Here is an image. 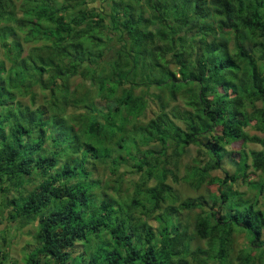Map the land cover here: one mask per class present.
Listing matches in <instances>:
<instances>
[{
	"label": "trees",
	"instance_id": "16d2710c",
	"mask_svg": "<svg viewBox=\"0 0 264 264\" xmlns=\"http://www.w3.org/2000/svg\"><path fill=\"white\" fill-rule=\"evenodd\" d=\"M260 63L264 0H0V197L16 193L0 205L21 227L37 222L23 264H231L235 234L261 240L264 182L247 174L264 173ZM36 87L47 104L35 106ZM150 99L158 107L145 120ZM235 141L262 149L240 152L233 175H211ZM190 143L210 157L190 182L223 183L193 224L206 248L191 249L188 224L174 217L200 200L178 209L166 183L168 156L176 167ZM96 163L112 175L135 168L145 188L132 204L108 195ZM229 180L247 182L253 199ZM250 247L238 264H264V249Z\"/></svg>",
	"mask_w": 264,
	"mask_h": 264
},
{
	"label": "rangeland",
	"instance_id": "374dc122",
	"mask_svg": "<svg viewBox=\"0 0 264 264\" xmlns=\"http://www.w3.org/2000/svg\"><path fill=\"white\" fill-rule=\"evenodd\" d=\"M116 41L112 40L111 43L114 44ZM27 48L31 46V44L25 45ZM264 68V63H260ZM81 82L80 77H74L71 80V89L74 86L78 85ZM37 93V97L35 99V106L41 104H47L46 99L41 95L39 88H35ZM138 93L139 90H136ZM26 104H30L28 100V96L20 98ZM150 113L147 114V120L153 115V112L157 110V102L150 99ZM149 104V105H150ZM71 110V109H70ZM52 115V114H50ZM71 117V116H70ZM70 122V118H67ZM247 131L251 135L263 136L259 131L254 129V125H251L247 128ZM49 142L46 144L48 147ZM226 149L229 151L228 156L224 159V163L222 165V169H216L211 172V175L217 176L220 179L224 178L225 173L228 172L229 175H233L236 169V161L239 158L240 152L250 153L252 150H261L262 146L256 143H242L241 141H235L226 146ZM181 155L178 158L176 163V167L173 164L175 160L173 156H168L170 163L167 165L168 169H171L172 174H169L166 180V183L171 185L176 193L178 200L174 202V206L179 209V204L183 201L187 200H200L201 205L192 207V209H181V214H176L174 216L180 222H184V224H188L189 234L192 239L190 241V248L195 249L197 247L206 248V240L200 239L196 237L193 233V224L197 214L200 211H206L210 213L211 211V202L210 196L212 194H218V184L222 186L223 183L209 184L208 182H204L200 187L195 188V185L190 182L193 177V170L195 168H203L208 165L210 161V157L205 153L203 147L198 146L197 144H187L180 149ZM169 154L170 150H169ZM248 163H251L250 158L248 159ZM141 172L136 171L135 168L121 164L118 167L116 175H112L105 164L96 163L94 179H100V189L104 190L108 195L113 197H118L121 199H126L130 204H132L131 198L137 191V184L140 188L144 189L145 186H142L141 182ZM248 180L254 182H264V173L261 171H255L251 166L247 169ZM121 181L117 182L116 178ZM116 182L120 185L117 193L112 190V188L116 187ZM155 183L154 180H150L147 186H152ZM34 183L26 184V189H30ZM227 186L232 190H237L242 192L245 199L251 198L253 199V195H255L256 190L253 189L247 182H242L239 180L237 183H232L230 180L227 181ZM221 187V190H224L225 187ZM142 193L143 192H139ZM139 196L138 200L141 203L145 202L143 195ZM11 198V196L16 195L13 191L10 194H1L0 204L2 200L6 197ZM258 207L264 211V193L258 197ZM139 203H134L133 206L137 207L135 213L136 215L142 209L139 206ZM10 211V207H4L0 205V218L2 219V224L0 226V264H12L13 262L16 264H23V259L34 248L36 244L35 233L37 230V222H31L27 225L20 226L18 222H12L8 219V213ZM144 218V215H141ZM260 245V246H258ZM250 246H254L259 253H261L264 249V236L258 242L251 244L249 241V237L245 236V233L238 232L234 235V241L232 245V250L230 253L229 260L231 264L239 263V255L242 252H249ZM4 257V258H3ZM191 259V257H189ZM191 264H196L194 260L191 259Z\"/></svg>",
	"mask_w": 264,
	"mask_h": 264
}]
</instances>
